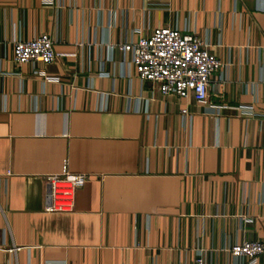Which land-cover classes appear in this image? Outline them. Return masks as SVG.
<instances>
[{"label": "crops", "instance_id": "1", "mask_svg": "<svg viewBox=\"0 0 264 264\" xmlns=\"http://www.w3.org/2000/svg\"><path fill=\"white\" fill-rule=\"evenodd\" d=\"M162 25L220 61L205 102L117 47ZM42 32L54 58L14 61ZM65 158L88 178L47 211ZM263 238L264 0H0V264H247L228 247Z\"/></svg>", "mask_w": 264, "mask_h": 264}, {"label": "built area", "instance_id": "2", "mask_svg": "<svg viewBox=\"0 0 264 264\" xmlns=\"http://www.w3.org/2000/svg\"><path fill=\"white\" fill-rule=\"evenodd\" d=\"M52 43L46 32L28 39H14L13 59L18 63H48L55 55ZM117 47L131 53V62L139 79L155 81L161 93L174 92L180 97L192 93L199 102L207 100L209 76L220 61L197 33L162 25L154 27L149 35L140 36L135 42L119 43ZM46 77L54 78L53 75ZM186 111L183 107L182 112ZM87 178V173L70 171L67 159H63L59 171L44 175L48 189L45 210H73L76 190ZM228 251L231 255L243 256L247 264H253L257 255L264 251V238L234 242ZM193 264H202L201 257H196Z\"/></svg>", "mask_w": 264, "mask_h": 264}]
</instances>
